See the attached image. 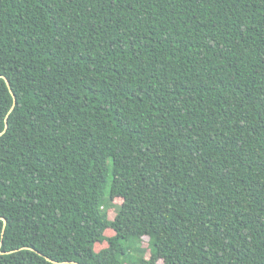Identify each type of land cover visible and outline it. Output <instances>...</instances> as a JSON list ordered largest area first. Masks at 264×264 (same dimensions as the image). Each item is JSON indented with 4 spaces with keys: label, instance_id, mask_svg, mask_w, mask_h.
<instances>
[{
    "label": "trees",
    "instance_id": "obj_1",
    "mask_svg": "<svg viewBox=\"0 0 264 264\" xmlns=\"http://www.w3.org/2000/svg\"><path fill=\"white\" fill-rule=\"evenodd\" d=\"M160 261L264 264V0H0V264Z\"/></svg>",
    "mask_w": 264,
    "mask_h": 264
},
{
    "label": "rangeland",
    "instance_id": "obj_2",
    "mask_svg": "<svg viewBox=\"0 0 264 264\" xmlns=\"http://www.w3.org/2000/svg\"><path fill=\"white\" fill-rule=\"evenodd\" d=\"M113 202H114L113 208L107 211V215H108V219L109 220H112L115 217V213L117 211V208L121 204L122 201H121V199H115ZM147 243H148V239L146 237H144L142 239L141 246L143 248H146L147 247ZM144 256H145V258L149 257L148 251H146V254ZM157 264H162V263L160 261Z\"/></svg>",
    "mask_w": 264,
    "mask_h": 264
},
{
    "label": "water",
    "instance_id": "obj_3",
    "mask_svg": "<svg viewBox=\"0 0 264 264\" xmlns=\"http://www.w3.org/2000/svg\"><path fill=\"white\" fill-rule=\"evenodd\" d=\"M4 80H5V82H6V84H7V86L9 87V83L7 82V80L4 78ZM11 92V91H10ZM11 95H12V97H13V104H12V108H13V106H14V104H15V99H14V96H13V94L11 93ZM12 108L10 109V111L12 110ZM7 129V118L5 119V127H4V131ZM3 224L5 225V220H3Z\"/></svg>",
    "mask_w": 264,
    "mask_h": 264
}]
</instances>
